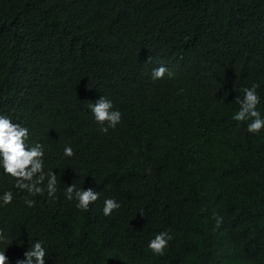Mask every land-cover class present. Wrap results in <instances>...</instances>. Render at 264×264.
<instances>
[{
  "label": "trees",
  "instance_id": "16d2710c",
  "mask_svg": "<svg viewBox=\"0 0 264 264\" xmlns=\"http://www.w3.org/2000/svg\"><path fill=\"white\" fill-rule=\"evenodd\" d=\"M253 83L264 117V0H0V113L57 178L49 198L0 173L8 264L36 240L46 264H264V130L232 119ZM102 96L122 114L107 134L89 109ZM71 183L100 193L89 211ZM109 197L121 207L105 216Z\"/></svg>",
  "mask_w": 264,
  "mask_h": 264
},
{
  "label": "clouds",
  "instance_id": "9594fccd",
  "mask_svg": "<svg viewBox=\"0 0 264 264\" xmlns=\"http://www.w3.org/2000/svg\"><path fill=\"white\" fill-rule=\"evenodd\" d=\"M171 75L166 66H160L152 70L154 80H163L165 75ZM260 87L253 83L251 87L242 88L243 97L236 96V103L239 109L232 115V119L238 123L246 122V131L249 134L258 135L264 130V117H262L258 106L261 104V97L257 92ZM96 123L101 125L100 131L107 134L109 129H115L121 123L122 114L119 109H114L111 100L102 96L95 104L89 105ZM30 130L19 122H14L10 116L0 113V173L10 176L14 181V187L19 191H27L30 196L43 195L45 189L49 198H57V178L53 170L45 173L44 170V146L36 142L29 145ZM63 156L72 158L75 151L70 145L63 148ZM47 179L46 186L44 181ZM65 198L68 201H76L75 207L81 211H89L99 198L100 193L92 188H77L74 183L65 187ZM13 192L6 190L0 194V205L7 206L13 201ZM28 207L35 206V200L25 198ZM121 207L114 197L105 198L102 212L110 216ZM143 217L144 212L141 210ZM222 223V218L217 219V226ZM6 238L3 230L0 229V241ZM173 236L168 229L154 234L147 243V248L156 256H163L165 249L169 247ZM25 259L17 260L16 264H46L47 256L44 242L36 240L31 248L24 252ZM0 264H8V256L5 251H0Z\"/></svg>",
  "mask_w": 264,
  "mask_h": 264
}]
</instances>
